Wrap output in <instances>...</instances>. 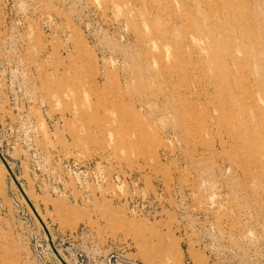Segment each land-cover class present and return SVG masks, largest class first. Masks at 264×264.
Instances as JSON below:
<instances>
[{
  "label": "rangeland",
  "instance_id": "1",
  "mask_svg": "<svg viewBox=\"0 0 264 264\" xmlns=\"http://www.w3.org/2000/svg\"><path fill=\"white\" fill-rule=\"evenodd\" d=\"M0 264H264V0H0Z\"/></svg>",
  "mask_w": 264,
  "mask_h": 264
}]
</instances>
